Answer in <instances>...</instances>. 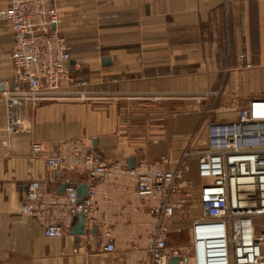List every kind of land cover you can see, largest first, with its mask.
<instances>
[{"label": "crops", "instance_id": "crops-1", "mask_svg": "<svg viewBox=\"0 0 264 264\" xmlns=\"http://www.w3.org/2000/svg\"><path fill=\"white\" fill-rule=\"evenodd\" d=\"M9 4L0 0V12ZM51 4L70 44L71 81L59 99L29 101L18 134L7 130L5 99L14 88V32L0 18V264H153L158 217L138 197L137 178L155 169L182 173L171 198L181 209L166 218L165 241L180 251V264H195L193 251L174 242L180 228L194 242L201 215H185L191 197L201 205L195 154L207 149L210 125L235 122L240 109L264 100V0ZM38 142L66 165L56 170L34 157ZM187 152L195 156L184 160ZM84 154L96 158V179L78 163ZM34 182L43 198L27 215ZM66 183L96 187L92 234L73 235L79 219L62 193ZM53 224L63 237L46 236Z\"/></svg>", "mask_w": 264, "mask_h": 264}, {"label": "built area", "instance_id": "built-area-1", "mask_svg": "<svg viewBox=\"0 0 264 264\" xmlns=\"http://www.w3.org/2000/svg\"><path fill=\"white\" fill-rule=\"evenodd\" d=\"M53 0H10L0 18L11 23L14 43L11 57L15 66L14 88L5 94L8 127L18 134L23 124L22 108L31 100H55L62 97L63 85L71 81L72 54L68 40L57 27L60 15ZM55 28V29H54ZM207 149L195 154L198 176L202 180L200 204L202 212L193 223L195 264H264V100H254L239 110L235 122L209 126ZM32 155L44 158L48 167L61 169L64 157L48 149L43 143L32 146ZM194 154L185 153L184 160ZM194 155V156H195ZM91 179L101 169L92 154L78 156ZM168 163V158H163ZM76 164H69L75 170ZM182 180L180 171L155 169L137 178V195L158 217L155 244L151 249L153 264H169L179 256L178 249H170L166 236L170 228L166 218L181 209L171 205ZM67 203L74 214L85 216L86 233L92 234L97 220L94 211V185L88 196L79 202L77 186L65 191ZM43 198L41 185L29 186L23 213L36 215L34 204ZM208 230L213 239L202 238L200 230ZM48 237L60 238L65 229L57 224L46 228ZM210 241H215L213 248ZM211 251L213 252L211 254Z\"/></svg>", "mask_w": 264, "mask_h": 264}, {"label": "water", "instance_id": "water-1", "mask_svg": "<svg viewBox=\"0 0 264 264\" xmlns=\"http://www.w3.org/2000/svg\"><path fill=\"white\" fill-rule=\"evenodd\" d=\"M55 29V28H54ZM104 65H107V63H109V60L104 59L103 60ZM135 167V160L131 159L129 161V169H133ZM70 185V183H66L62 186V193H65L67 187ZM77 186V190H78V196H79V202L83 203L84 199L86 198V196H88L89 193V186L86 183L83 184H79L76 185ZM78 219H79V223L73 228V235L80 237L82 235L86 234V230H85V216L83 214H78L77 215ZM182 261L181 257H176L173 258L170 263L171 264H180V262ZM185 264H188V260H185Z\"/></svg>", "mask_w": 264, "mask_h": 264}, {"label": "rangeland", "instance_id": "rangeland-1", "mask_svg": "<svg viewBox=\"0 0 264 264\" xmlns=\"http://www.w3.org/2000/svg\"><path fill=\"white\" fill-rule=\"evenodd\" d=\"M188 206H189V213H185V215H188V216H194L196 214L202 212V208H201V205L199 206L198 205V201L194 198V197H191L189 199V202H188ZM200 208V209H199ZM185 217V216H183ZM183 226V225H182ZM180 231H178L175 239H174V242L175 244H177L179 247H187L190 249V251H193V256H194V252H195V245H194V242H192V235L190 234V231L189 230H184L182 228L179 229ZM192 253V252H190Z\"/></svg>", "mask_w": 264, "mask_h": 264}, {"label": "bare ground", "instance_id": "bare-ground-1", "mask_svg": "<svg viewBox=\"0 0 264 264\" xmlns=\"http://www.w3.org/2000/svg\"><path fill=\"white\" fill-rule=\"evenodd\" d=\"M200 234V236L202 237V238H211V239H213L214 237H212L211 235H213V234H211L208 230H203V229H201L200 230V232H199ZM215 241H210L209 242V245L211 246V248H213V246L215 245ZM213 252L211 251V254H212Z\"/></svg>", "mask_w": 264, "mask_h": 264}]
</instances>
